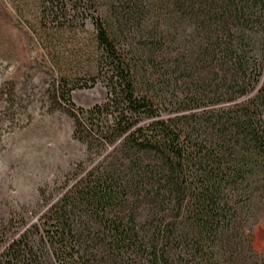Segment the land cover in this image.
<instances>
[{
	"label": "trees",
	"instance_id": "trees-1",
	"mask_svg": "<svg viewBox=\"0 0 264 264\" xmlns=\"http://www.w3.org/2000/svg\"><path fill=\"white\" fill-rule=\"evenodd\" d=\"M40 2L47 44L85 11ZM102 2L107 97L81 112L114 154L1 246L0 264H247L264 208V0Z\"/></svg>",
	"mask_w": 264,
	"mask_h": 264
},
{
	"label": "rangeland",
	"instance_id": "rangeland-1",
	"mask_svg": "<svg viewBox=\"0 0 264 264\" xmlns=\"http://www.w3.org/2000/svg\"><path fill=\"white\" fill-rule=\"evenodd\" d=\"M77 1L66 4L85 11H71L47 44L40 0H0V247L114 154L81 112L107 97L92 24L104 4ZM253 211L245 260L264 264V208Z\"/></svg>",
	"mask_w": 264,
	"mask_h": 264
}]
</instances>
